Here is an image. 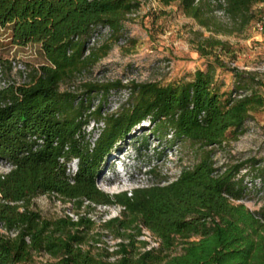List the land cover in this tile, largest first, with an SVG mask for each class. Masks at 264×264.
<instances>
[{"label": "trees", "instance_id": "16d2710c", "mask_svg": "<svg viewBox=\"0 0 264 264\" xmlns=\"http://www.w3.org/2000/svg\"><path fill=\"white\" fill-rule=\"evenodd\" d=\"M157 1L178 2L214 33L242 30L264 2ZM140 6L141 0H0V24L11 42L37 43L46 58L29 81L0 88V161L12 165L0 172V264H264V205L251 210L239 201L249 191L242 171L264 166L256 168L254 158L217 165L214 158L217 147L244 133L252 112L264 109L257 73L235 68L238 83L230 93L217 85L211 63L167 84L118 78L62 89L108 53L110 44L101 52L90 45L93 35L109 27L120 39ZM221 7L226 19L215 13ZM215 46L224 49L226 42L209 36L201 49L209 54ZM122 89L128 101L108 111L111 92ZM239 92L246 93L234 96ZM146 119L159 140L189 142L195 163L165 184L161 178L132 194L105 192L97 181L102 162ZM91 121L105 123L94 141L86 133ZM46 193L72 201L76 218L45 216L33 199ZM100 204L123 208L97 223L89 214ZM145 231L153 242L141 238ZM105 232L118 239L114 246Z\"/></svg>", "mask_w": 264, "mask_h": 264}, {"label": "rangeland", "instance_id": "374dc122", "mask_svg": "<svg viewBox=\"0 0 264 264\" xmlns=\"http://www.w3.org/2000/svg\"><path fill=\"white\" fill-rule=\"evenodd\" d=\"M254 11L256 17L242 30L214 33L201 26L193 17L187 16L178 2L164 6L157 0H141V6L132 14V19L125 22L123 37L117 39L116 35L103 33L95 47L101 52L100 46L110 44L108 53L85 72L77 75L73 82L63 84L62 89L76 90L86 81L118 78L127 83L135 80L167 84L188 80L198 68L206 69L211 63L215 65L216 83L222 91L230 93L236 88L238 81L235 68H239L257 73L262 80L257 88L264 93V34L256 29L262 3L256 4ZM209 36L224 40L226 48L208 47L211 52L205 54L201 45L205 44ZM11 61H16V64L11 66ZM45 62L46 58L39 44H14L10 39V31L0 26V73L2 72L8 83L22 84L29 81L32 69ZM20 64L27 67L26 77L21 72ZM129 94L128 89L112 91L108 97V111L119 110L128 101ZM98 101L99 97H95V104ZM104 126V122L91 121L86 126L87 138L94 141ZM153 132V123L146 119L138 124L128 137L117 143V147L113 148L99 168L97 181L102 190L111 195L123 191L132 194L134 189L150 185L161 178L167 179L162 181V184L174 180L182 168L195 163L196 152L189 142L174 144L172 141L159 140V136ZM119 146L121 151L116 150ZM214 158L217 165L254 158L256 168H262L264 109L252 112L245 123L244 133L237 140L217 147ZM76 165L77 160H73L71 169L74 172ZM150 167H154L153 172L149 171ZM6 170L8 166L0 163V172ZM243 172L249 174L247 182L250 181L249 178L255 179V186L251 187L248 183L249 191L239 201L251 210H257L264 205V172L253 168ZM33 203L48 217L65 214L75 218L77 216L72 201H63L49 193L35 197ZM122 208L120 204H100L96 205L89 215L100 223L103 219L120 215ZM106 232L104 240L114 246L118 239ZM141 238L154 241L149 231H145Z\"/></svg>", "mask_w": 264, "mask_h": 264}, {"label": "built area", "instance_id": "2783aa9c", "mask_svg": "<svg viewBox=\"0 0 264 264\" xmlns=\"http://www.w3.org/2000/svg\"><path fill=\"white\" fill-rule=\"evenodd\" d=\"M223 6H226V0H218ZM262 3V12L260 13L259 15V18L256 22V29L259 31V32H262L264 34V2H261ZM215 13L222 17V18H226V13H225V8L224 7H221V8H218L215 10ZM134 14V13H132ZM1 26V25H0ZM103 33H108L110 34V28L109 27H104L101 29L100 32H96L93 37L91 38V41H90V45H95V43L99 40V38L101 37V35ZM13 64H16V61H13ZM20 67H21V72L22 74L24 75V77L27 76L28 74V70H27V67L26 65L22 66L20 64ZM261 69V67L259 68ZM1 71V70H0ZM11 83H8L6 81V79L3 77V74L2 72L0 73V88H5L7 86H9ZM246 92H239V93H235L234 96H238V97H241L245 94ZM0 163H3L5 165L8 166V170H6L5 172H8L12 165L9 163V162H6V161H0ZM248 183L251 184V186L253 185V182L252 181H249Z\"/></svg>", "mask_w": 264, "mask_h": 264}]
</instances>
